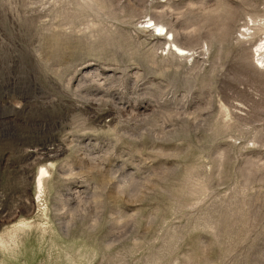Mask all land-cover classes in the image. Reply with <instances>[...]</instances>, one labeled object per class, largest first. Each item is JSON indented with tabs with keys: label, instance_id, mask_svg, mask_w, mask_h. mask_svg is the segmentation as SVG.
<instances>
[{
	"label": "rangeland",
	"instance_id": "374dc122",
	"mask_svg": "<svg viewBox=\"0 0 264 264\" xmlns=\"http://www.w3.org/2000/svg\"><path fill=\"white\" fill-rule=\"evenodd\" d=\"M263 38L264 0H0V264H264Z\"/></svg>",
	"mask_w": 264,
	"mask_h": 264
},
{
	"label": "bare ground",
	"instance_id": "6f19581e",
	"mask_svg": "<svg viewBox=\"0 0 264 264\" xmlns=\"http://www.w3.org/2000/svg\"><path fill=\"white\" fill-rule=\"evenodd\" d=\"M146 22H149L150 24L152 23L154 27H156V31L158 30H164L165 27L160 24L153 22L152 20H148ZM145 22V23H146ZM153 27V28H154ZM245 30V29H244ZM167 32V31H166ZM173 39V38H172ZM171 44V43H170ZM172 45L175 47V49L179 52V54L185 53L186 49L182 48L178 45H176L173 40H172ZM188 52V51H187ZM178 54V53H177ZM256 55L257 58L255 60L261 64L264 65V38L262 39V42L258 43L256 45V48L254 49V54L253 56ZM254 58V57H253ZM48 175V170L44 167L41 168V170L38 172L37 177L35 179V189L37 190L38 193H41L44 187V181Z\"/></svg>",
	"mask_w": 264,
	"mask_h": 264
}]
</instances>
